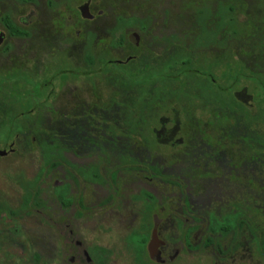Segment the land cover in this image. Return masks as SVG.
I'll return each mask as SVG.
<instances>
[{
	"label": "flooded vegetation",
	"instance_id": "1",
	"mask_svg": "<svg viewBox=\"0 0 264 264\" xmlns=\"http://www.w3.org/2000/svg\"><path fill=\"white\" fill-rule=\"evenodd\" d=\"M41 1L0 0V75L4 76L5 73H10L11 70H16L22 74L25 72L30 73L31 59L43 58L45 61L56 59L62 52L61 49L67 47L72 48L71 55L69 58L66 57L67 59L72 60L73 54L80 51L82 54L84 53L83 57L88 67L86 69L76 68L72 61L74 68L63 71L65 74H72L80 79H85L83 81L79 78L72 81L64 80V84L58 88L56 81L60 76L51 74L52 79L44 84L48 88L45 91L44 85H42L35 93H27L26 99L13 103L9 102L8 105H6L7 102L4 98H0V130L3 131L4 125L9 122L6 141L0 142V150L5 151L6 154L0 156V160L16 154L24 156L30 140L35 141L34 136L31 139L29 138L30 132H38L41 135L49 130L51 134L54 133V137L49 138L50 141L47 140L42 146L40 145L43 153L46 154L42 157L41 171L38 172L35 178L30 180L25 171L17 176V178L22 179L20 185L21 201L15 205L12 203L9 194H0V247L4 250L2 255L5 256L4 262L1 264H11L10 261H12L13 256L23 254L22 252L21 254L15 252L18 246H23L25 236L26 242L29 243L23 222L26 223V217L32 216L35 211L39 214L44 213L41 224H45L55 232L57 229L61 230V234L54 233L52 235L55 240L53 242L58 243L59 247L56 255L47 258L49 264L53 261L57 262L55 264H60L63 259L68 264H108L112 255L111 252L109 250L106 253L99 252L98 247H101L99 245L88 247L81 240L75 226L85 213L89 214L97 208L94 202H89L87 189L93 186L116 187L117 184L119 185L121 176L130 170L145 173L146 179L151 183L163 177L165 169L160 164L165 162L159 157L151 156L150 152L147 158L142 155L143 151L147 153L151 148H154L153 134L156 138V145L159 144L161 138L171 140L181 130L187 133L197 132L202 138L211 136L208 129L214 127L212 124L189 125L187 120H185L187 125L178 123L169 127L163 124L160 131L154 127V124L159 120V111L166 108L163 102L165 100H176L181 92L175 93V86L179 90L180 86L178 83L176 85L172 74H169L173 71L168 70L167 73L157 75L156 78H150V74L169 63L177 52L191 51L190 29L187 36L183 37V44H180L178 41L180 37L176 36L177 32L175 30H170L168 34L163 35L150 33V28L155 19L153 12L148 13L151 17L148 16L144 19L131 15L130 18L118 19V22L127 31L133 29V25H137L138 32L128 37L127 35H119L120 40L115 45H111L109 42L106 44V36H110V29H107V19L93 14L90 11V2L79 6L77 10L70 8L69 11H66L65 8L64 10L60 8L63 0H45L46 3L44 4L48 6L51 12L44 15L36 11H24L21 14L22 16H19L15 11L16 5L26 7L28 10L39 5ZM166 1V5L162 10L163 15H161L167 23L168 3ZM205 2L211 4V1L204 0V3H202L205 7L209 5ZM101 14L102 12L99 15ZM34 18L35 21L37 20L35 24L33 23ZM14 27L20 33L13 32L11 28ZM99 32H102V37H99ZM72 34L79 36L82 42L78 44L67 39ZM37 38L40 39L41 43L51 42V45L45 48L41 47L42 50H39L36 43ZM96 43H99L97 45V47H100L98 51L94 50ZM196 49L208 52L220 50L219 47L213 46L211 43L206 47ZM110 50L124 51L128 54L124 60L114 61L108 57ZM116 67L119 69H116ZM34 70L38 71L35 68ZM44 70L46 74H50V69ZM137 74L144 75L142 83L135 80ZM164 75L165 77H163ZM180 80L184 79L180 78ZM29 88L30 85L25 84L22 91ZM102 88H110L109 92L113 91L111 94L113 98L122 104H126L127 98L136 97L137 95L139 98L144 97V101L148 102L155 94L159 93L160 99L157 108L151 106L149 109L147 106L144 110L150 111L151 114L142 113L139 115L140 119H138V113L135 117L141 128L144 122L150 121L147 123L148 131L139 132L140 129L137 127L135 129L128 128L126 108L122 109L115 105L112 107L108 99L110 95L108 97V95L100 93ZM140 89L141 92H137ZM64 98H66V101H63ZM107 101H109V104ZM25 103L30 105L24 108ZM46 105H49L50 108L45 109L44 106ZM78 105L81 107L78 108ZM116 108L118 110L114 111ZM38 114L42 117L54 115L56 126L46 125V127H42L39 126L38 121L32 123V117H36ZM25 116L26 119H24ZM152 117H154V120ZM160 122L165 121L160 119ZM186 126H188V129ZM128 130L135 135L137 141L132 142L128 139ZM144 133L147 135H144ZM177 143L179 146H184L183 150L180 151L181 155L169 159L178 165L187 164L191 158L197 159V155L191 157L190 153L192 151L198 149L213 151L212 149H215L214 151L218 152L219 155L220 150L224 148L218 147V145L214 147L210 142L209 144L204 142L200 147L197 146L198 142H188V144L184 140L183 143L180 140ZM171 145L174 148L176 147L173 143ZM53 172L59 173V179L50 186L53 198H47L45 195L48 192L46 187L49 186L48 182ZM106 198L98 208L115 201L113 194L108 193ZM136 198L144 201L146 205L144 213L148 208L146 201L152 204L151 213L154 214L157 211L160 201L154 191L147 189L142 191ZM184 203L186 208L191 210V201L188 198L184 199ZM48 210L55 211V217L46 216L45 211ZM70 213L75 215L76 220L74 222L71 220L62 221V218ZM153 219L152 233L157 226L158 243L151 252L149 244L152 233L145 245L143 243L145 236L143 235V248H132L134 250L132 259L134 264H174L175 259L181 255V250H188V245L195 247L191 242V231H188L190 229H185L186 238L184 236L185 231L181 236L183 247L176 248V243H174L172 237H161L162 221L155 214ZM177 223L180 229L185 227V223L181 221H177ZM210 239L213 241L210 242ZM214 244H218L216 238L209 237L206 239L204 246ZM261 244V250L264 251L263 239H261ZM199 249L200 247H196V250ZM219 250L221 254L224 253L221 248ZM43 257L42 252L35 250L30 254H26L25 264H47ZM100 259H103L102 262Z\"/></svg>",
	"mask_w": 264,
	"mask_h": 264
},
{
	"label": "rangeland",
	"instance_id": "2",
	"mask_svg": "<svg viewBox=\"0 0 264 264\" xmlns=\"http://www.w3.org/2000/svg\"><path fill=\"white\" fill-rule=\"evenodd\" d=\"M208 1H211V4L205 2L209 4L205 7L203 4L204 0H167V23L165 22L166 19L162 16V10L166 5L165 0H63L60 8L63 10L65 8L66 11H69L70 8L77 10L79 6L90 2V11L97 16H103V18L107 19V29H110V36H106V44L109 42L111 45H115L120 40L119 35H127L128 37L138 32L137 25H133V29L127 31L125 27H121L118 19L130 18L131 15L144 19L148 16L151 17L148 13L153 12L155 19L150 28V33L154 32L157 35H163L168 34L170 30H175L177 32L176 36L180 37L178 40L179 43L183 44V37L187 36L189 29L191 38L193 37L194 32L192 31V26L196 18L194 15H196L199 9L206 8L213 10L214 13L218 10L221 3L228 4L230 1L234 0ZM237 1L239 2V0ZM242 1L243 3L238 5L237 8V19L240 22H244L249 16L255 18V12L259 11L256 0ZM44 3H46V1L42 0L39 5L31 7L28 10L26 7L16 5L15 11L19 16L23 14L24 11H36L43 15L50 13L51 11H49L48 6ZM101 12L102 14L99 15ZM36 22L37 20L35 21L34 18L33 23L35 24ZM99 35V37H102V32H99ZM67 39L75 41L78 44L82 42V39L75 34L68 36ZM96 41L98 40L96 39ZM36 43L39 50H42L41 47L45 48L51 45V42L41 43L39 38L36 39ZM97 45H99V43H96L94 47L96 51L100 49ZM200 48H202V46H200ZM71 49V47L61 49L62 52H60L59 57H56V59H48L46 61L43 58L31 59L30 65L32 67L30 73L25 72L22 74L16 70H11L10 73H5L4 76L0 75V98L6 100V105H8L9 102L22 101L26 99L27 93H35V91L40 89V86L51 80L53 74L60 76L56 81L58 88L64 84V80L72 81L79 78L75 75L65 74L63 72L74 68L73 65H75L76 68L82 69L88 67L83 57L84 53L82 54L80 51L73 54L72 60L67 59L71 55ZM110 51L108 57L110 60L114 61L124 60L128 54L124 51ZM42 53L44 52L42 51ZM42 53L40 54L42 55ZM205 54L209 57V55L213 53L206 51ZM219 56H221V54H219ZM169 67L170 62L159 68V71L157 70L158 72L155 71L151 73L150 78H156L157 75L159 76L167 73ZM34 68L38 71H35ZM44 69H50V74H46ZM116 69L119 68L116 67ZM128 72L133 73L132 71ZM215 74L217 76L220 75L218 71H215ZM135 76H137L135 80L138 82H141L144 78L142 74H137ZM184 78V80L178 82L181 94L177 100L187 104L189 103V99L187 98H190L192 93H194V90L191 88L193 78ZM80 80L83 81L85 79ZM221 83L223 84V82ZM25 84L30 85V88L26 89V91H22V87ZM74 85L73 83V86ZM175 87L177 88V86ZM247 87L248 85L243 83L235 94L240 100L246 101L247 105L252 107V97L250 91L246 89ZM45 89L47 90L48 88L44 85V91ZM110 90V88H102L100 89V93L108 95V97L110 95L108 99L112 107L115 105L122 109L126 108L128 128L135 129L137 127L140 129L139 132H147V123L150 121L144 122L141 128L139 127L140 124L136 122L135 117L138 113V119H140L139 115L142 113L146 112L147 114H151L150 111H145L144 108L147 106L149 109L151 106L157 108L156 106H158V100L160 99L159 93L156 92L157 95L155 94L148 102L144 101V97L139 98L137 95L136 97L127 98L126 104H122L113 98L111 95L113 91L109 92ZM137 92L140 93L141 89ZM63 101H66V98H64ZM109 101H107L108 104ZM163 103L166 108L165 110L159 111V120L154 124V127L159 131L163 124L169 127L178 123L183 125L186 124L185 120L187 119H189V125L198 123L206 125L210 121V124H213L212 120H215L207 111L198 110L197 108L190 120V118L185 117L181 109L178 108L177 102L165 100ZM28 105L30 104L25 103L23 107L26 108ZM197 105H199V101H197ZM79 107L81 106L78 105V108ZM44 108L49 109L50 106L46 105ZM117 110L118 108L114 111ZM20 119L22 120L23 118ZM24 119H26V116ZM152 119L154 120V117H152ZM160 119H163L165 122L161 123ZM32 120V123L38 121L39 126L41 125L42 127H46V125L51 127L54 125L56 126V117H54V115L42 117V115L38 114V116L32 117ZM8 124L9 122L4 125L3 131L0 130V142L6 141L8 136L7 131L9 130ZM213 126V128L208 129V133L211 135L210 137L204 136L202 138L197 132L187 133L181 130V132L173 136L171 140L161 138L158 145H156V138L153 134L152 141L155 149L151 148L147 153L143 151L142 155L147 158L151 153V156L159 157L165 162L160 164V166L165 169L163 177L154 180L153 183L146 179L145 173L143 174L130 170L121 176L119 185L117 184L116 187H89L87 189V193H89V202H94L97 208L89 214L85 213V215L77 221V225L75 226L81 236V240L88 247L99 245L109 250L112 255L108 264H134L132 260L134 250L132 248H143V235L151 236L154 224L153 215L155 214L158 216V219L162 221V228L160 231L161 237H172L174 243H176V248L183 247L181 236L184 231V236L187 234L185 229L188 228L190 229L188 231H191L190 238L192 245L195 247L188 245V250H181V255L175 259L174 264H264V251L261 250V239L264 240V150L260 151L261 156H259V153L257 154L254 149L250 148V144H246L239 140L232 141L228 138V134L230 133H224L225 128L214 124ZM186 127L188 129V126ZM145 134L146 133H144V135ZM127 135L129 137L128 139L132 142L138 140L130 130H128ZM223 135H226L227 138H222V140H220ZM33 136L35 137V141L30 140V144L27 145L28 147L24 156L16 154L0 160V194H9L13 201L12 203L15 205L21 201L20 185L22 184V179L17 178V176H19L18 174L25 171L30 180L35 178L38 172L41 171L42 157L46 154L45 152L43 153V149H41L40 145L42 146L47 140L50 141L49 138H53L54 133L51 134L49 130L41 135L38 132H30L29 138L31 139ZM180 140H182V143L183 140L187 143L198 142L197 146L199 147L204 142L207 144L210 142L214 147L218 145V147L224 148L220 150L219 155L217 154L218 152H215V149L212 148L213 151H203V149L192 151V153H190L191 157H193L192 155H197V159L191 158L188 160L187 164L178 165L171 162L169 158L181 155L180 151L183 150L184 146H179L177 142ZM172 143L175 144L177 148H174L171 145ZM138 150L141 151L142 149ZM200 156L201 158H199ZM144 166L148 167L146 164H144ZM58 174L57 172H53L50 177V181L48 182L49 186L46 187L48 192L45 193L47 198L52 197L50 186L59 179ZM147 189L154 191L160 202L159 206H157V211L154 214L152 213L149 220L145 223L144 210L146 205L144 201L136 198V196ZM108 193L113 194L115 201L98 208V206L102 205L107 199L106 196ZM98 197L100 198L99 202ZM185 198L191 201V210L186 208L184 203ZM45 212L46 216L55 217L56 215L53 210ZM237 213L242 214L241 220L244 223L242 226L235 217L231 218L229 216L226 218L227 215H234ZM43 214H39L35 211L32 216L26 217V223L23 222V226L29 238V243L26 242L25 236V241L22 243L23 246H18L15 251L18 254H21V252L23 254L13 256L11 259L12 261H10L11 264H25L26 254H30L35 250L43 253V259L47 264H49L47 258L56 255L59 245L53 242L55 240L52 238V235H54V233L61 234V230L57 229L55 232V230L49 229L45 224H41ZM214 216L219 219L222 218L226 221L227 225L231 226L234 230L225 235H214L210 230V220H213ZM65 220L74 222L76 217L73 213H70L62 218V221ZM177 221L185 223V227L180 229ZM143 225H146L147 229L143 228ZM222 225L223 224H218V227ZM214 227H216V225H214ZM209 237L216 238L218 244L205 247L204 243ZM196 247H200V249L196 250ZM220 248L224 251L223 254H221ZM3 252L4 250L0 247V264L4 262L5 259V256L2 255ZM55 263L57 262L53 261L50 264ZM60 264L68 263L63 259Z\"/></svg>",
	"mask_w": 264,
	"mask_h": 264
},
{
	"label": "trees",
	"instance_id": "3",
	"mask_svg": "<svg viewBox=\"0 0 264 264\" xmlns=\"http://www.w3.org/2000/svg\"><path fill=\"white\" fill-rule=\"evenodd\" d=\"M241 3L242 0L221 3L214 13L213 10L202 8L194 15L196 18L192 26V49L190 52H177L170 60L169 67L173 71L169 74H172L176 84L182 81L180 78H193L191 88L194 93L187 98V104L177 99L172 102H177L178 108L190 120L195 110L207 111L216 120H212L214 125L225 128L224 133H230V140L250 144V148L261 156L260 151L264 150V0H256L259 10L255 12L256 17L249 16L244 22L236 17L238 5ZM11 29L16 34L20 33L16 27ZM209 43L220 50L212 52L208 57L206 51L196 49H200V46L206 47ZM215 71L220 75L217 76ZM243 83L248 85L246 89L250 91L252 107L235 94ZM177 92H180L178 88L175 90L176 94ZM222 138L227 136H221L220 140ZM146 204L148 208L144 213L145 223L151 217L153 209L149 201ZM241 215L231 214L226 218L235 217L242 226L244 223ZM210 222V230L214 235H225L234 230L222 218L214 216ZM218 224L223 225L218 227ZM143 228L147 229V226L143 225ZM144 236L145 245L150 236ZM98 249L99 252H108L102 247ZM102 260L100 259L101 262Z\"/></svg>",
	"mask_w": 264,
	"mask_h": 264
},
{
	"label": "water",
	"instance_id": "4",
	"mask_svg": "<svg viewBox=\"0 0 264 264\" xmlns=\"http://www.w3.org/2000/svg\"><path fill=\"white\" fill-rule=\"evenodd\" d=\"M5 154H6L5 151L0 150V156L5 155ZM157 243H158V231H157V226H156L155 229L153 230L151 242L149 244L151 252L153 251V248L156 246Z\"/></svg>",
	"mask_w": 264,
	"mask_h": 264
}]
</instances>
